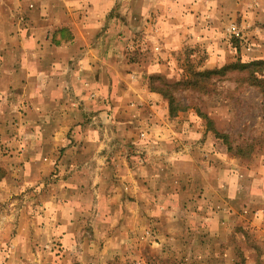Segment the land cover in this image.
<instances>
[{
	"label": "rangeland",
	"instance_id": "374dc122",
	"mask_svg": "<svg viewBox=\"0 0 264 264\" xmlns=\"http://www.w3.org/2000/svg\"><path fill=\"white\" fill-rule=\"evenodd\" d=\"M133 1L126 14L152 20L109 39L124 63H110L108 83L74 84L76 51L63 53V131L51 126L44 146L26 149L45 158L41 176L16 166L41 181L0 193V264H264V98L243 72L203 74L264 62V0ZM14 22L26 23L3 18L0 30ZM7 127L0 180L26 136Z\"/></svg>",
	"mask_w": 264,
	"mask_h": 264
},
{
	"label": "crops",
	"instance_id": "0c3cea01",
	"mask_svg": "<svg viewBox=\"0 0 264 264\" xmlns=\"http://www.w3.org/2000/svg\"><path fill=\"white\" fill-rule=\"evenodd\" d=\"M134 2L133 0H5L8 5H16V9L9 6L4 10L0 9V19L25 20L26 23L23 27H18L14 22L10 29L0 30V36L6 43L0 47V130L8 126V129L20 130L26 133V136L16 143V146H19L16 147L18 152L23 148L21 154L4 166L7 174L0 180V193L4 191L9 195L10 191H17L14 185L18 179L27 185L41 181L40 178L33 176V179H29L30 174L16 173L18 172L16 166L22 164L20 169L28 170L29 173L36 167L39 176L42 166L45 165V158L36 155L32 157L33 154L27 155L26 149L30 150L34 147L39 150L44 146L47 136L43 137L41 133L52 131L51 126L54 133L63 131V126H60L63 123L62 112L65 108L62 93H64V84L68 80L66 77L68 61L63 59V53L76 51L77 66L73 64V72L70 71L68 75L72 76L70 79L74 84L91 81L86 80V76L90 78L92 76L94 82L95 76H98V83L102 81L108 83L105 72L110 74L108 69L113 67L110 63L118 62V67L124 63L120 51L110 48L109 39L117 36L121 38L123 31L126 32L128 29L126 26L128 20L134 19L140 23L152 20V14L138 18L126 14V10L132 8ZM83 5H86V8L89 5L90 9L86 13L88 18L81 20L78 18L80 13L77 10ZM116 6L122 9V15L111 16ZM66 18H70L66 20L68 23H63L62 20ZM115 19L117 25L116 30L113 31ZM48 20H54L53 27L48 26ZM151 23L148 24L149 26L145 24L149 31H153ZM64 30L70 36L68 35L65 40L56 39L55 32L61 34ZM161 31L162 28L155 30L154 33L159 34ZM183 31L185 32V29ZM81 33L85 37L89 35L86 45H76V41L79 40L78 35L81 36ZM161 34L166 36V33ZM92 37L98 39L99 44L92 42L88 44ZM175 37L178 42L186 41L184 37L179 38L177 35ZM3 49L6 50V55ZM166 49L169 50L170 45H167ZM18 52L21 54L19 57ZM109 53L115 54L108 55ZM70 57L71 55H66V58ZM92 69L93 73L89 74ZM34 136H37L38 140L29 142ZM57 137L58 134H54L52 140H56ZM41 187L36 189L39 191Z\"/></svg>",
	"mask_w": 264,
	"mask_h": 264
},
{
	"label": "trees",
	"instance_id": "16d2710c",
	"mask_svg": "<svg viewBox=\"0 0 264 264\" xmlns=\"http://www.w3.org/2000/svg\"><path fill=\"white\" fill-rule=\"evenodd\" d=\"M261 68L257 70L258 67ZM263 70H264V62H249V63H244V64H235L228 66L226 68H223L218 71H210V72H205L203 73L205 77L209 76H215L221 73H224L226 71H234L237 73H244L246 75V81L249 83L250 86L256 88L260 95L264 98V75H263ZM177 87L176 84H171L170 88L175 89ZM169 102V112L170 115H174V111H176L175 107V99L172 97V95L166 96Z\"/></svg>",
	"mask_w": 264,
	"mask_h": 264
}]
</instances>
